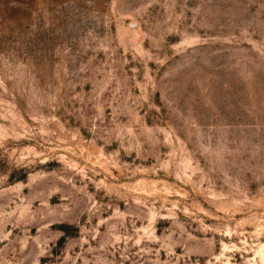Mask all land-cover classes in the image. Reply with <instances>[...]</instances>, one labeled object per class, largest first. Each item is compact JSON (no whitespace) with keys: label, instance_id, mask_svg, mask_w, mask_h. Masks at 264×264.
Wrapping results in <instances>:
<instances>
[{"label":"rangeland","instance_id":"1","mask_svg":"<svg viewBox=\"0 0 264 264\" xmlns=\"http://www.w3.org/2000/svg\"><path fill=\"white\" fill-rule=\"evenodd\" d=\"M0 264H264V0H0Z\"/></svg>","mask_w":264,"mask_h":264}]
</instances>
